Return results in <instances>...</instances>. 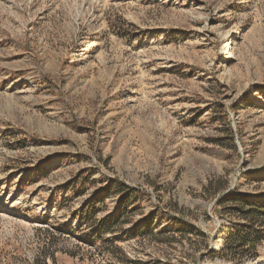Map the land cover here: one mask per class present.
Segmentation results:
<instances>
[{"label": "rangeland", "instance_id": "1", "mask_svg": "<svg viewBox=\"0 0 264 264\" xmlns=\"http://www.w3.org/2000/svg\"><path fill=\"white\" fill-rule=\"evenodd\" d=\"M110 184L119 259L263 264L211 253L264 202V0H0V264H122Z\"/></svg>", "mask_w": 264, "mask_h": 264}, {"label": "trees", "instance_id": "2", "mask_svg": "<svg viewBox=\"0 0 264 264\" xmlns=\"http://www.w3.org/2000/svg\"><path fill=\"white\" fill-rule=\"evenodd\" d=\"M216 180L215 182H211L207 189H213L214 193L221 195L226 187V183H223L221 179ZM106 188L109 195L120 196L122 203L121 214L103 221H96V208L97 204L101 201V199H97L84 206L82 209L81 221L86 219L87 222H93V225L97 228L93 234L94 243L100 249L104 245L108 246L112 251L107 253H111L119 259L117 249H121L117 245L115 246L113 240L103 239L99 233L112 234L123 224L125 218L126 222L130 219V213L137 210V208H134L129 211V207L131 206L129 201L135 194V190H131L123 184H110ZM217 207H219V212H231L233 215L237 216L241 222H239L238 225H233L226 229L221 250L216 253H211L212 256L217 255L222 260L228 262H245L246 260L254 259L258 247L264 244V202L254 201L242 193L231 191L226 197L221 196L219 198ZM93 225L90 224L89 226ZM183 230L187 229L185 228ZM37 261L38 260H36V262ZM36 262L32 264H36ZM119 262L122 264H134L132 261L125 259H119ZM44 264H46V262H44Z\"/></svg>", "mask_w": 264, "mask_h": 264}, {"label": "bare ground", "instance_id": "3", "mask_svg": "<svg viewBox=\"0 0 264 264\" xmlns=\"http://www.w3.org/2000/svg\"><path fill=\"white\" fill-rule=\"evenodd\" d=\"M262 263L264 264V262L262 261Z\"/></svg>", "mask_w": 264, "mask_h": 264}]
</instances>
